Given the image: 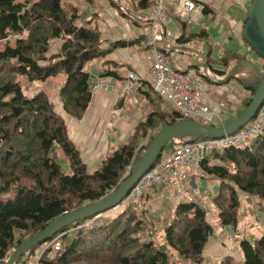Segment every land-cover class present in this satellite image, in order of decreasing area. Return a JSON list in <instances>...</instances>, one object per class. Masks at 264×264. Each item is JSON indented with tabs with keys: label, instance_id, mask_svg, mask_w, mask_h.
<instances>
[{
	"label": "trees",
	"instance_id": "trees-1",
	"mask_svg": "<svg viewBox=\"0 0 264 264\" xmlns=\"http://www.w3.org/2000/svg\"><path fill=\"white\" fill-rule=\"evenodd\" d=\"M65 1L0 0V264H4L11 249L44 230L58 216L95 202L116 189L138 160L135 142L143 136L137 137L140 133L148 131L151 140L162 125L182 120L174 109L168 113L159 107L152 109L146 120L136 126L127 144L107 156L98 169L87 170L49 96L44 91L26 96L20 83L21 79L29 83L44 82L62 74L65 79L58 89L62 109L75 119L83 116L91 99L90 74L84 66L102 56L104 50L100 48L99 30L90 26L94 20L91 12H84L89 11L92 0ZM81 1L87 8L80 6ZM138 1L142 9L148 8L149 2L153 5V1ZM201 12L207 14L211 10L202 5ZM242 31L240 42L249 49ZM195 37L181 35L175 40L185 44ZM197 37L201 39L203 34ZM10 38H14L13 44L9 43ZM142 38L145 36L118 40L110 46H132ZM57 41L59 44L55 45ZM239 57L245 56L237 48L223 51L219 58L209 52L202 54L199 64L193 67L200 68L196 73L205 77L201 66L206 64L221 76ZM101 76L117 78L111 70ZM139 92L151 102L162 100L146 84ZM250 98L248 93L235 104L226 102L222 107L219 103L223 110L229 104L235 105L224 121L241 113ZM183 143L173 140L162 152H170ZM200 165L202 177L218 181L211 201L221 227L237 226L238 191L256 199L260 205L264 203V128L247 144L211 151ZM163 187L153 185L115 216L103 213L96 219L78 220L62 228L58 232H63L58 248L52 254L51 249L41 252L36 264H177L173 254L186 264H205L203 250L213 233L206 208L192 198L178 200L172 208L167 204L165 214L145 206L143 198ZM182 190L185 194L183 187ZM259 209L264 211L262 206ZM40 246L28 249L15 264H30ZM238 249L241 264H264V234L241 238ZM221 264L235 262L226 255Z\"/></svg>",
	"mask_w": 264,
	"mask_h": 264
},
{
	"label": "crops",
	"instance_id": "crops-1",
	"mask_svg": "<svg viewBox=\"0 0 264 264\" xmlns=\"http://www.w3.org/2000/svg\"><path fill=\"white\" fill-rule=\"evenodd\" d=\"M193 1L198 5H206L211 12L202 14L201 11H191L182 16V14H178L182 10L181 5L172 3L167 8L161 28L163 31L171 32L175 39L181 35L189 36L192 34L196 36L185 44L177 43L176 40L166 41L171 65L179 69L190 67V70L196 73V68L193 66L199 63L189 62L187 56H199V62L202 54L210 52L214 58H219L223 51L231 50L219 49V51L217 50L219 55L215 56L213 54V50H215L213 46L217 45L209 43L208 39L210 35L220 34L221 32L222 38H229V41L233 38L232 34L240 38L243 22L248 17L254 2L252 0ZM95 2L97 3H95V10L98 16L97 19L91 21L90 26H96L99 30L101 35L100 47L104 50V54L94 59V61L88 62L84 66V70L90 74L91 84L98 79H102L107 83V87L91 91L90 102L83 116L79 119L69 116L62 109L58 89L64 82V76L57 81L56 93L52 102L55 112L65 123L68 138L75 145L81 160L85 163L89 172L98 169L102 161L119 146L127 144L136 126L146 120L152 109L159 107L158 109L166 113L173 109L163 99L160 103L147 100L143 92H139L129 99H124L121 91H115L112 88L113 83H120L123 80L128 70H133L142 78H146L149 69L153 65L151 51L141 48L139 43L122 48H112L110 46L112 42L118 40L129 41L136 40L140 36H147L148 29L153 24L151 3H148V8L142 9L138 6V0H112L116 6L112 5L108 0H96ZM89 17L87 16V18ZM143 27L145 31H143ZM199 33L203 34L201 39L197 37ZM203 43L206 44V49ZM177 46L181 50L175 53L173 48ZM109 62L115 63L116 66L109 64ZM203 67L201 66L202 70ZM108 70L114 71L117 74V78L101 76L103 72ZM196 74L197 79L193 83L207 93L211 102L225 105L226 102L235 104L238 101L239 97L233 96L234 94L229 91L228 86H211L206 77ZM35 89L36 91L34 92H38L42 91L43 87L40 86ZM239 94L241 96L246 95L248 91L241 88ZM49 98L51 99L50 96ZM207 177L212 178L199 176L195 183L189 182L190 186L195 188L200 180ZM150 194L152 196L143 198L144 205L147 202H153L152 197L154 194L160 200V202L156 203L159 205L157 208L161 209L167 204H174L172 202L175 201L172 196L173 192L170 191L171 198H168V193H166L164 187L156 193L151 191Z\"/></svg>",
	"mask_w": 264,
	"mask_h": 264
},
{
	"label": "built area",
	"instance_id": "built-area-1",
	"mask_svg": "<svg viewBox=\"0 0 264 264\" xmlns=\"http://www.w3.org/2000/svg\"><path fill=\"white\" fill-rule=\"evenodd\" d=\"M181 5L179 15L191 11H201L202 5L193 0H153L151 7L152 26L148 29L145 39L139 40V46L151 51L153 65L149 69L146 78H142L135 71L128 70L120 83H113L115 91H121L124 99H129L139 92L144 84L161 99L168 102L179 114L182 120H193L204 125L217 126L223 124L226 118L221 105L211 102L205 91L192 86L191 81L197 79L192 70L179 69L171 65L168 57L166 41L175 40V36L169 31H163L162 21L166 15L169 4ZM203 25V24H201ZM162 45V47H161ZM164 49V50H163ZM179 46L174 47L175 53L180 52ZM204 75L217 78L209 68L203 67ZM196 77V78H195ZM107 83L102 79L91 84V91L105 89ZM264 128V101L259 106L254 117L242 128L231 135L210 140H196L177 145L170 152L161 153L159 158L146 171L135 185L127 193L120 205L125 206L129 202L146 194L153 185H168L177 197L184 196L180 180L187 179L189 182L197 180L203 174L200 161L219 145L247 144L257 137ZM148 138L149 134L147 133ZM194 165L191 169L187 167ZM174 194V195H175ZM188 197L185 196V199ZM63 232L58 233L49 242H44V250L56 249L59 246V238ZM30 264H36L32 261Z\"/></svg>",
	"mask_w": 264,
	"mask_h": 264
},
{
	"label": "water",
	"instance_id": "water-1",
	"mask_svg": "<svg viewBox=\"0 0 264 264\" xmlns=\"http://www.w3.org/2000/svg\"><path fill=\"white\" fill-rule=\"evenodd\" d=\"M242 37L249 50L262 63L256 64L247 58L239 57L232 62L224 75L220 77L217 75V78L206 76L211 86H227L233 80L240 88L251 94L249 103L241 113L217 126L204 125L193 120H180L172 124L162 125L139 154V159L132 165L130 174L116 189L95 202L82 205L58 216L44 230L22 242L10 254L5 264H15L28 249L43 244L71 223L92 217L97 218L101 214L118 207L135 183L159 158L167 143L173 140L192 142L217 139L224 135L234 134L244 127L254 117L264 101V0L254 1L243 26ZM205 67L207 68L206 64H204Z\"/></svg>",
	"mask_w": 264,
	"mask_h": 264
},
{
	"label": "rangeland",
	"instance_id": "rangeland-1",
	"mask_svg": "<svg viewBox=\"0 0 264 264\" xmlns=\"http://www.w3.org/2000/svg\"><path fill=\"white\" fill-rule=\"evenodd\" d=\"M95 1L96 0H92V3H89L90 4L89 5V11L88 10L84 11L85 13L91 12V16L93 19H97V16H98L96 14L92 15V13L94 14V12L97 13V11L95 10L97 3ZM108 1L112 5H114V2H112V0H108ZM65 2H71V1L66 0ZM79 3H80V6L82 8H87V4L85 2L81 1ZM92 11H94V12H92ZM143 31H145L144 27H143ZM221 33L210 35V37L208 39L209 43L217 45V46H213V49L216 50V51L213 50L214 51L213 54L215 56L219 55V52H218L219 49L237 48L239 53L244 55L249 60L255 62L256 64L262 63V61L259 58H257L252 52H249V50H247L248 48L243 43L240 42L241 39L238 38L236 35L232 34L233 38L231 39V41H229L228 40L229 38H224V37L222 38ZM13 42H14V38H10L9 43L13 44ZM58 44H59V41H57L55 43V45H58ZM203 46L206 49V47H207L206 44L203 43ZM187 57L189 58V62L194 61L195 63H199L198 62L199 56L189 55ZM196 71H200V68H196ZM211 72L214 73L213 71H211ZM62 77H63V75L60 74L58 76L48 78L47 81H45V82H32V83H29V82L25 81L24 79H21V82H20L21 86H22L21 88H22V90L26 96H31L34 93H36V92H34V91H36L35 88L42 86L43 87L42 91L46 92L47 95L51 97V101L53 102L54 101L53 99H54V96L56 93L57 81L62 79ZM196 77H197V74H196ZM218 77H220V76L218 75ZM63 81H64V77H63ZM193 81H191L192 86L195 88H198L193 83ZM227 86H228L229 91L233 92V94H234L233 96H235V97L241 96L239 94L241 88L233 80H231L227 84ZM228 106H230V107L227 108ZM228 106L225 107V110H224L225 115H226V119L230 115V109L231 108L233 109V107H235V105H231V104H229ZM222 107H223V104H222ZM147 133H148V131L145 132V134L140 133L137 136V137H139L140 135L143 134V136L141 138L139 137L138 140L135 142V144H136V150L135 151H137V153H136L137 155L135 157L136 159H139L138 154H140L144 150L143 148L146 147L150 142V137L148 138ZM148 134L150 136V133H148ZM240 145H242V144H240ZM222 148H223V145H219L217 148V151H220ZM192 167H194V165H190L187 168L191 169ZM64 170L67 171L66 168H64ZM130 170L131 169H129V171ZM197 176L199 178L198 173H197ZM180 185L183 187L185 194L183 197H177L176 194L173 193L172 196H173V198H176V200H175V202L174 201H172V202H174V204H176L177 203L176 201H178V200H185V196L188 198H192V199L196 200L199 204L203 205L206 208L207 220L210 223V225L212 226V231H213L212 236L208 239L206 246L203 250V257H204L205 264H221L222 259L226 255L232 257L235 264H241L240 263L241 257H240V253H239V249H238L239 240L241 238H248V239H250L252 237L255 238V237L260 236L261 234H264V211L259 209L261 206L264 208V203H262V205H260L261 203L259 204V202L256 199L249 197V196H246L241 191H238L240 207H239V211H238L237 226L235 228L221 227L219 225L217 217H216L217 211H216V209L213 206L212 201H211L212 196H214V194L217 191V187H218L217 180L214 178H208L207 177L206 179L200 180L198 185L195 188H192L190 186L189 180L182 179V180H180ZM164 188H165L166 193H168V198H171L170 191L174 192V190H172L168 185H166ZM152 200H153V202L150 201V202H147L145 204H147L148 207L151 208L152 210H156V212L159 211V213L165 214V212H166L165 208L166 207H162L161 209L157 208L159 205L156 203L160 202V200L158 199L156 194H154V196L152 197ZM174 204L170 205L171 207L170 206L169 207L172 208V206ZM169 207H167V209ZM123 208H124V206L119 205L118 207L107 211L103 215L104 216H115L120 211H122ZM87 223H89V222H86L85 224H87ZM71 229L74 230L76 228L72 227ZM156 230H158V229H156ZM160 233L161 232L159 231L158 234H160ZM44 247H45V245L43 243V244H41L40 247L36 248L35 254L31 258L33 262L36 261L37 258L39 257L38 255L41 252H43L42 250L44 249ZM14 250L15 249H11L8 252V257L10 256V254ZM54 251H55V249L52 248L50 253L52 254V253H54ZM173 260L177 264H186V262H184L181 258L175 256L174 254H173ZM4 264H5V262H4Z\"/></svg>",
	"mask_w": 264,
	"mask_h": 264
}]
</instances>
